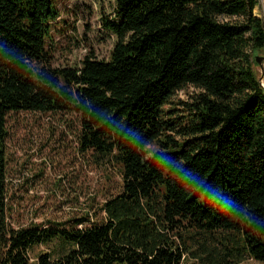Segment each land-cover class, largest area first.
Masks as SVG:
<instances>
[{
	"label": "trees",
	"instance_id": "trees-1",
	"mask_svg": "<svg viewBox=\"0 0 264 264\" xmlns=\"http://www.w3.org/2000/svg\"><path fill=\"white\" fill-rule=\"evenodd\" d=\"M257 8L264 0H116L114 20L103 18L116 36L109 58L55 67L57 0H0V264L264 261ZM21 111L79 114L80 151L118 164L105 220L10 223L7 117Z\"/></svg>",
	"mask_w": 264,
	"mask_h": 264
},
{
	"label": "rangeland",
	"instance_id": "rangeland-1",
	"mask_svg": "<svg viewBox=\"0 0 264 264\" xmlns=\"http://www.w3.org/2000/svg\"><path fill=\"white\" fill-rule=\"evenodd\" d=\"M57 6L60 16L52 23V39L48 41L53 66H81L89 54L108 59L116 36L106 28L103 18L114 20L116 0H57ZM255 13L264 18L263 8H257ZM258 69L264 82V65ZM193 92L194 87L187 88L174 100H189ZM7 127V188L9 221L13 226L68 222L88 212L92 221L105 220L103 206L121 190L122 178L114 161L80 151L79 114L13 112L8 114ZM215 235L220 238L224 234ZM203 240L209 245L214 243L210 235L200 236ZM197 246L199 243L193 244L189 251ZM56 248V243L35 245L30 254L35 259L37 253L53 254ZM182 264L201 263L187 252ZM238 264L264 261L245 256Z\"/></svg>",
	"mask_w": 264,
	"mask_h": 264
},
{
	"label": "water",
	"instance_id": "water-1",
	"mask_svg": "<svg viewBox=\"0 0 264 264\" xmlns=\"http://www.w3.org/2000/svg\"><path fill=\"white\" fill-rule=\"evenodd\" d=\"M263 59H264L263 57H261V58L258 59V61H259L260 64H262Z\"/></svg>",
	"mask_w": 264,
	"mask_h": 264
},
{
	"label": "built area",
	"instance_id": "built-area-1",
	"mask_svg": "<svg viewBox=\"0 0 264 264\" xmlns=\"http://www.w3.org/2000/svg\"><path fill=\"white\" fill-rule=\"evenodd\" d=\"M262 82V85L264 86V82L263 81H261Z\"/></svg>",
	"mask_w": 264,
	"mask_h": 264
}]
</instances>
